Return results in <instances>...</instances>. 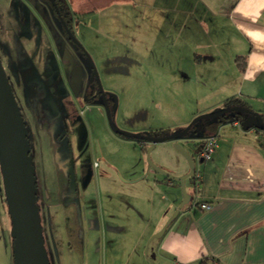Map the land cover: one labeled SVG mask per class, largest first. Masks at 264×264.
Here are the masks:
<instances>
[{
  "label": "rangeland",
  "instance_id": "obj_1",
  "mask_svg": "<svg viewBox=\"0 0 264 264\" xmlns=\"http://www.w3.org/2000/svg\"><path fill=\"white\" fill-rule=\"evenodd\" d=\"M151 1L136 0L105 11L100 9L104 0H59L70 15L76 40L95 67L103 92L116 98L114 109L109 103L112 126L138 135L145 133L140 130L153 129L163 138L183 131L188 125L171 132L185 119V111L195 112L200 107L188 82L169 79L175 71L169 63L174 60L173 53L166 59L160 56L159 3ZM0 63L29 144L47 263L109 264V251L106 255L101 251L107 222L102 228L97 191L108 189L113 183L108 182L118 177L106 163L129 164L140 141L112 131L98 97L78 102L72 94L69 80L73 69L81 71L82 92L90 63L69 41L47 0H0ZM205 87L211 93L201 92L204 96L218 93L220 88ZM233 116L240 121L246 118L245 114ZM212 120L196 121L187 136L193 137L195 129ZM173 145L152 150L151 163L155 154L167 161L170 151L186 164ZM193 180L194 176L186 182V192L193 190ZM191 207L190 202L184 209ZM11 233L0 170V264H14Z\"/></svg>",
  "mask_w": 264,
  "mask_h": 264
},
{
  "label": "crops",
  "instance_id": "obj_2",
  "mask_svg": "<svg viewBox=\"0 0 264 264\" xmlns=\"http://www.w3.org/2000/svg\"><path fill=\"white\" fill-rule=\"evenodd\" d=\"M135 1L104 0L100 9ZM151 2L159 3L160 56L166 59L173 53L169 63L175 71L169 79L188 82L200 107L185 111V119L171 132L185 128L193 117L232 107L257 114L264 125V0ZM215 85L220 86L218 93L202 95L210 92L205 86ZM240 122L238 118L212 120L195 129L193 137L155 145L153 150L177 143L198 161L202 141L209 136L217 140L211 160L196 168L198 184L194 178L193 190L187 192L192 207L172 219L182 201L179 183L147 171L141 144L134 147L129 164L106 163L118 174L108 182H113L111 187L97 191L102 228L107 222L101 251L105 255L109 251V264H264V147L261 135L255 129L242 130ZM140 131L158 134L153 129ZM142 144L145 150L150 146ZM153 160L171 177L188 172L173 152H168L167 161L157 154ZM203 203L208 210L200 209ZM163 228L162 236L154 237Z\"/></svg>",
  "mask_w": 264,
  "mask_h": 264
},
{
  "label": "water",
  "instance_id": "obj_3",
  "mask_svg": "<svg viewBox=\"0 0 264 264\" xmlns=\"http://www.w3.org/2000/svg\"><path fill=\"white\" fill-rule=\"evenodd\" d=\"M47 1L51 4L69 41L84 53L90 63L91 78L89 83L93 78L95 79L112 131L121 137L149 143L150 146L146 150V161H148L147 171L152 169L164 175L166 178H170L179 183L182 193V201L174 212L173 217H176L192 200L191 196L186 192V182L195 174V159L193 155L184 150L177 143L174 144V148L186 161L188 172L183 176L171 177L155 167L149 159L150 152L158 142L182 138L189 132L196 121L217 119L229 112L246 115V118L240 122L242 130L260 128L264 131V125L260 116L241 107H232L214 114L196 117L183 131L163 138L152 137L149 133L138 135L119 131L112 126L110 110L106 102L105 93L101 88L97 72L91 59L85 53L79 42L76 40L73 32L68 28L65 20L61 16L57 0ZM81 78V71L78 68H74L69 80V87L74 96L78 94ZM110 96L114 101V109L116 107V98L112 95ZM28 152L29 144L26 139L22 118L16 107L3 67L0 63V170L4 187L5 202L12 224L11 238L13 240V257L15 264H21L17 258L18 254L22 256V264H48L41 239V228L37 214L38 208L35 203L34 179L31 174L32 169L29 165ZM202 162V159L197 161L199 164ZM163 232L164 228L154 237L162 236Z\"/></svg>",
  "mask_w": 264,
  "mask_h": 264
},
{
  "label": "flooded vegetation",
  "instance_id": "obj_4",
  "mask_svg": "<svg viewBox=\"0 0 264 264\" xmlns=\"http://www.w3.org/2000/svg\"><path fill=\"white\" fill-rule=\"evenodd\" d=\"M57 5H58V7L60 9V14H61V11L63 10V8L60 5L59 0H57ZM90 78H91V70H90L86 85L84 86V89L81 92V86H80L78 94L75 96V98H76V100L78 102H80V101L81 102H83V101L84 102H90V101H94L98 97L101 100L102 104H103L102 98H101L100 93L98 91V87H97L96 81L93 78L92 81L89 83ZM105 98H106V102H107L108 108L110 107L109 103H111L112 106H114V101H113L112 97L109 94H105ZM103 107H104V104H103ZM109 110H110V108H109Z\"/></svg>",
  "mask_w": 264,
  "mask_h": 264
},
{
  "label": "built area",
  "instance_id": "obj_5",
  "mask_svg": "<svg viewBox=\"0 0 264 264\" xmlns=\"http://www.w3.org/2000/svg\"><path fill=\"white\" fill-rule=\"evenodd\" d=\"M257 134L261 135L260 138V144L264 147V132H261L259 129H255ZM217 147V140L214 136H209L206 139H204L201 143L200 150L198 152V158L202 159L203 162H208L211 160V157ZM195 183L198 184V180L200 175L198 173H195L194 175ZM201 210H208L209 206L207 204H200Z\"/></svg>",
  "mask_w": 264,
  "mask_h": 264
},
{
  "label": "trees",
  "instance_id": "obj_6",
  "mask_svg": "<svg viewBox=\"0 0 264 264\" xmlns=\"http://www.w3.org/2000/svg\"><path fill=\"white\" fill-rule=\"evenodd\" d=\"M61 15H62V17L64 18V20H65L67 26L69 27V29L72 31V28H71V25H70L71 20H70V18H69L68 13H65L64 10H62V11H61ZM72 32H73V31H72ZM64 33H65V32H64ZM239 60H242V59H239ZM239 60H238V61H239ZM239 67L242 68V65L239 64ZM228 102H229V103H233L234 101H233V100H230V101H228ZM229 113H231V112H229ZM229 113H226L225 115H223V116L217 118L216 120H217L219 123H221V122L224 121V120H231L232 118H235V116H233V114H237V113H231V114H232V116H231V115H229ZM192 126H193V125H192ZM149 135L152 136V137H160V134H157V133H156V134L149 133ZM186 135H187V134H186ZM186 135H185V136H186ZM138 144H139V145L141 144V145H140V146L142 147L141 150L146 152L145 148L143 147L142 142H138ZM13 261H14V257H13ZM14 264H15V261H14ZM201 264H205V262H201Z\"/></svg>",
  "mask_w": 264,
  "mask_h": 264
},
{
  "label": "bare ground",
  "instance_id": "obj_7",
  "mask_svg": "<svg viewBox=\"0 0 264 264\" xmlns=\"http://www.w3.org/2000/svg\"><path fill=\"white\" fill-rule=\"evenodd\" d=\"M18 261H20V263L22 264V256L21 255H17Z\"/></svg>",
  "mask_w": 264,
  "mask_h": 264
}]
</instances>
